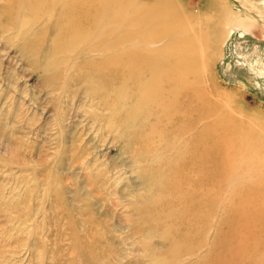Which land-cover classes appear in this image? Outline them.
Segmentation results:
<instances>
[{"label":"rangeland","instance_id":"1","mask_svg":"<svg viewBox=\"0 0 264 264\" xmlns=\"http://www.w3.org/2000/svg\"><path fill=\"white\" fill-rule=\"evenodd\" d=\"M110 1L135 18L129 24H122V16L115 19L113 24H122L121 35L126 31L154 38L156 30L145 34L141 27L156 23L148 24L151 20L137 10L138 5L149 3L160 30L168 33L170 24L168 13H158V8L172 9L179 15L188 13L190 23L204 36L200 45L205 66L197 55L193 74L212 94L210 106L219 109L212 120L222 121L219 126L214 123L215 138L222 147L230 139L239 141L236 155L227 162L231 165H222V173H240L221 185L222 198L215 211H202V221L211 224L203 226L197 253L177 263L207 264L213 253H224L231 244L227 235L235 223L227 215L230 205L224 206V199L229 201L236 188L237 195L244 197L240 199L247 201L243 204L235 198L233 203L246 206L256 196L250 192L252 186L264 181L263 170H244L248 162L264 161V0H126V6L124 0ZM59 5L53 12L48 2L0 0V264H68L89 250L99 256L100 264H162L169 259L162 224L152 223L154 231L146 236L151 225L145 218L158 209L143 210L153 192L142 176L150 164L136 162L132 150L142 144L153 153L172 146L179 151L183 143L170 137L133 141L151 128L154 116L144 119L142 113L152 106L136 107L133 86L129 97L124 96L121 88L129 85L114 79L109 69L97 73L86 65L91 55L78 58L76 50L68 48L60 52L73 37L60 29L69 19L56 17ZM184 23L183 18L178 25ZM154 39V47L167 41L166 37L161 42ZM106 56L96 54L95 58ZM102 74L105 79H100ZM219 129L227 136L222 137ZM169 153L161 158L176 163L179 156ZM80 261L92 262L86 257Z\"/></svg>","mask_w":264,"mask_h":264},{"label":"bare ground","instance_id":"2","mask_svg":"<svg viewBox=\"0 0 264 264\" xmlns=\"http://www.w3.org/2000/svg\"><path fill=\"white\" fill-rule=\"evenodd\" d=\"M36 1L39 3L48 2L51 6L50 11L55 9L57 3L60 4L55 13L56 17H67L69 19L67 24L60 29L67 33L69 37L72 36L73 41L71 43L69 41V45L65 50H60L61 53H66L68 48L69 51L76 50L78 58L91 55L90 58L87 57L86 65L93 66L97 73H101L98 69H109L113 73V77H116L114 79H122L129 85L127 87L125 84L124 89L121 88L124 96L129 97L130 85L133 86L132 93L134 94V101L137 102L136 107L145 104L152 106L142 113L144 119L149 115L154 116L149 123L151 128L143 134H137L133 141H139L140 143V140L146 138L170 137L174 140H181V143H183L179 151H177V147L172 146L169 149L159 148L157 152L155 149V153L145 150V146L138 143L139 149H134L132 152H135L136 162H142L143 166L150 164L145 168L142 176L145 179L147 189L153 192L147 198L143 210L149 211L151 207L155 208L156 206L158 209H155L153 214L151 213L149 217L145 218L151 225L147 229L146 236L154 231L152 223L154 225L162 224L161 235L169 243L167 250L169 259L162 260V264H177L182 259L197 253L206 229L203 226L211 224H208V222L205 224L202 221L204 216H201L202 211L212 210L210 212H214L217 200L222 198L220 195L222 192L221 185L240 176V173H235V177L225 175L226 172L222 173V170L225 169L222 165L226 166V163L236 155L235 149H237L239 141L230 139L229 144H224L222 147L220 139L215 138L218 130L213 127L214 123L219 126L222 121L219 120L218 123V121L212 120L218 117L217 112L219 109L215 104V107L213 104L210 106V102L214 101V99H211L212 94L210 95L204 89L202 83H198L199 80L197 81V77L193 74L195 64L196 66L198 64L195 59L197 55L202 58V61H199L201 65L205 66L203 50L200 45V41L204 36L200 32V28L197 32L194 25L190 23L188 13L179 15L180 12L176 10L172 11L170 9L167 12L157 7L158 10H161L158 13L165 12L164 15L168 13L166 19L170 25L168 26V33H165L164 30L157 28L160 27V22L151 15L150 4L142 3L138 5V9L135 8L141 11L142 18L151 20L148 21V24L155 22L156 25L141 27V31H144L145 34H151L156 30L155 39L151 37L144 38V36L137 37L136 33L130 34L126 31L121 35L119 33L122 32L120 29L124 21L127 24L133 23L135 20L132 21V19L135 18L134 16L129 18L133 14L115 2L110 3V0ZM124 1L126 3V0ZM129 6H132L131 3ZM169 11H171L170 14ZM176 12L178 13L176 14ZM228 15L227 13V17ZM121 16L122 20L120 21H122V24L121 22L113 24L115 19ZM227 17H225V20ZM183 18L186 19V23L178 25ZM220 18L222 19V17ZM214 21L216 22L215 19ZM220 31L217 32L220 33ZM110 37L112 39L116 37L119 40L116 43ZM163 37H166L167 41L154 47L153 39L161 42L160 39ZM80 44L81 46H79ZM96 54L107 56L106 59H98V57L95 58ZM60 74L59 72L58 75L60 76ZM136 74L138 75L136 76ZM85 78L91 80L92 76L85 75ZM105 78L104 75L100 76V79ZM208 120H211L210 123ZM177 123L180 124L176 126ZM221 127L226 129L224 126ZM219 133L222 137L227 136V133L223 130H220ZM231 134L228 138H231ZM168 151L172 156H179L176 163L172 162L171 159L161 158V155ZM220 159L221 163L224 164L220 163ZM154 163H157V166L153 167ZM228 165H231V163ZM244 170L248 172L264 171V161L259 159L255 163L248 162ZM252 188L253 190L250 192L254 191L257 197L255 196V199L248 198L249 201L246 206L239 207L241 204L239 205L238 202L233 203L235 198H244L241 194L240 197L237 195L236 188L234 191L231 189L233 191L232 195H230L232 191L229 192L230 202L224 199V206L230 205L227 215H230L229 217L235 223L233 227L231 225L228 231L229 234L227 233V236L230 235L231 237V244L224 253L220 251V253H213L215 255L207 261V264H264V181L259 184L256 181ZM240 200L242 203L247 201L246 199L244 201L243 199ZM175 216L176 219L171 220ZM162 219L166 222L162 223ZM228 223L229 221L227 225ZM194 236L195 239L197 238L196 240H193ZM219 236L223 237V235ZM224 237H226L225 234ZM80 254L78 259H74L73 263L69 262L68 264H74V262L78 264L81 262L80 259L83 260L84 257L92 260L91 264H100L99 256L95 252L93 253L92 250L86 251L84 257L81 256L83 254ZM152 262L157 263L156 260ZM194 264L204 263L199 261Z\"/></svg>","mask_w":264,"mask_h":264}]
</instances>
